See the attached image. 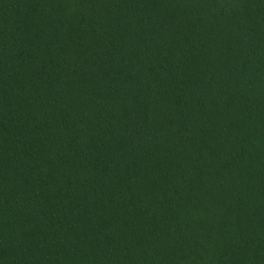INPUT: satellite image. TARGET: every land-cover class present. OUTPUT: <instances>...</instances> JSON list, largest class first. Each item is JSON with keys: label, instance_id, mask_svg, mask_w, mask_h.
<instances>
[{"label": "trees", "instance_id": "1", "mask_svg": "<svg viewBox=\"0 0 264 264\" xmlns=\"http://www.w3.org/2000/svg\"><path fill=\"white\" fill-rule=\"evenodd\" d=\"M0 264H264V0H0Z\"/></svg>", "mask_w": 264, "mask_h": 264}]
</instances>
